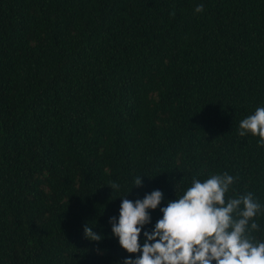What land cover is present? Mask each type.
Listing matches in <instances>:
<instances>
[{
  "label": "trees",
  "instance_id": "trees-1",
  "mask_svg": "<svg viewBox=\"0 0 264 264\" xmlns=\"http://www.w3.org/2000/svg\"><path fill=\"white\" fill-rule=\"evenodd\" d=\"M258 107L264 0H0V264H123L121 198L162 192L150 232L224 173L264 242V146L239 135Z\"/></svg>",
  "mask_w": 264,
  "mask_h": 264
},
{
  "label": "clouds",
  "instance_id": "clouds-1",
  "mask_svg": "<svg viewBox=\"0 0 264 264\" xmlns=\"http://www.w3.org/2000/svg\"><path fill=\"white\" fill-rule=\"evenodd\" d=\"M203 10V4L195 8L197 13ZM239 128L240 136H259L264 146V107L244 118ZM234 179L227 173L212 175L204 182L194 177L182 197L160 209L162 218L150 232L144 226L151 223L149 210L161 204L162 192L154 190L134 202L127 196L121 198L118 220L112 217L109 221L112 234L127 253H139L125 258L123 264H264V242H255L252 235L259 229L253 218L262 205L252 193L226 200ZM141 186L138 177L135 187ZM110 188L119 185L113 183ZM84 231L91 241L102 239L87 224Z\"/></svg>",
  "mask_w": 264,
  "mask_h": 264
}]
</instances>
